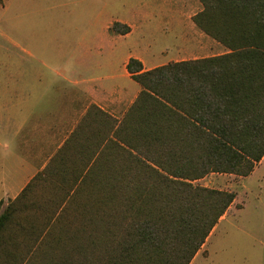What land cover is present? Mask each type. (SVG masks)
<instances>
[{
    "label": "trees",
    "instance_id": "16d2710c",
    "mask_svg": "<svg viewBox=\"0 0 264 264\" xmlns=\"http://www.w3.org/2000/svg\"><path fill=\"white\" fill-rule=\"evenodd\" d=\"M199 1L192 20L227 51L145 71L130 58L142 90L89 168L0 202V264H190L236 197L195 181L264 156V0Z\"/></svg>",
    "mask_w": 264,
    "mask_h": 264
},
{
    "label": "crops",
    "instance_id": "0c3cea01",
    "mask_svg": "<svg viewBox=\"0 0 264 264\" xmlns=\"http://www.w3.org/2000/svg\"><path fill=\"white\" fill-rule=\"evenodd\" d=\"M196 1L0 0L9 21L0 29L1 211L36 176L35 191L47 193L63 168L71 177L89 168L142 90L129 59L144 71L190 59L178 50L196 40L181 31ZM114 22L130 31L114 33ZM156 25L170 46L156 45ZM202 251L190 264L210 256Z\"/></svg>",
    "mask_w": 264,
    "mask_h": 264
},
{
    "label": "rangeland",
    "instance_id": "374dc122",
    "mask_svg": "<svg viewBox=\"0 0 264 264\" xmlns=\"http://www.w3.org/2000/svg\"><path fill=\"white\" fill-rule=\"evenodd\" d=\"M196 2L187 9L188 14H196L202 9L200 1ZM192 16L187 18V23L183 25L181 31L188 37H195L196 40L186 43L185 49L178 50L184 51L183 57L193 59L195 55L212 56L226 51L223 45L196 26ZM8 22V17H3L0 7V29ZM192 25L195 29L190 28ZM156 26L153 33L156 45L159 48L170 46L164 33L158 25ZM174 51L175 49L171 48L165 53L172 54L170 52ZM195 183L233 191L236 197L201 247L203 251L199 254L207 255L209 250L210 256L204 258L200 255L193 264H264V156L253 172L246 177L214 172Z\"/></svg>",
    "mask_w": 264,
    "mask_h": 264
}]
</instances>
